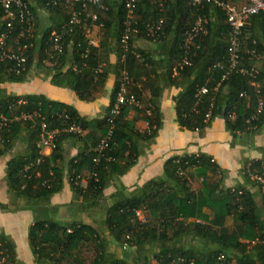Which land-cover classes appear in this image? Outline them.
<instances>
[{"label":"trees","instance_id":"obj_1","mask_svg":"<svg viewBox=\"0 0 264 264\" xmlns=\"http://www.w3.org/2000/svg\"><path fill=\"white\" fill-rule=\"evenodd\" d=\"M26 1L33 23L38 8H43L48 14V24L40 27L35 20L32 36L25 38L24 26L19 28V24L14 23L7 43L11 44L18 37L19 42L28 41L30 46L26 50L24 68L19 72L12 68V62H0V83L23 82L33 60L37 68H43L50 84L67 88L86 102L101 91L108 74H113L115 80L104 113L93 118H86L72 105L43 94H6L0 89L1 114L9 116L37 110L43 116V119L13 121L0 128V156L20 138L24 145L20 153L5 162L3 177L10 198L6 203L0 201L1 211L34 209L46 203L61 189L63 178L73 199H82L88 205L97 204L109 182L127 171L143 149L153 142L161 127L159 98L167 86L180 88L173 98L175 122L180 129L200 134L215 117L224 121L225 130L232 135H253L263 127L264 66L257 67V61L264 50V12L251 15L240 35V64L249 62L246 50L250 48L257 56L255 80L258 87L255 88L247 76L234 71L221 79L223 70L215 64H223L227 58V26L223 12L211 4L192 6L190 0H134L131 26L137 31L129 33L127 44L122 47L120 36L125 30L127 0H100L105 10L87 6V12L96 13L93 21L98 35L96 46L88 44L83 36L89 19L68 32V14L62 5H47L44 0H33V4ZM197 15L207 19V32L194 39L187 50V63L180 64L184 56L183 34ZM159 19L162 23L157 37L147 36L145 25ZM4 23L0 8V33L5 30ZM52 31L63 32L62 51L49 58L46 51ZM137 38L157 43L156 53L151 55L137 47ZM110 54L114 55L112 63L108 60ZM121 71H125L129 79L126 92L134 96L137 105H120L111 116L110 127L107 118ZM201 87L205 92H198ZM143 89L149 94L145 99L141 95ZM256 95L262 107L252 117L257 106ZM248 118L252 119L247 121ZM138 120L145 122L143 129L136 127ZM42 121L48 130L57 131L55 147L45 155L39 154L37 147ZM69 125L78 126L82 133L66 131ZM109 127L110 134L99 155L94 147L106 136ZM68 140L77 146L75 153L64 160L62 144ZM254 173L264 177L263 157L244 159L240 167L244 184L258 191L257 181L251 178ZM225 175L203 152L174 154L164 160L159 176L141 186L127 191L122 184H114V191L108 196L111 203L104 209L103 228L121 247L125 244L124 248L139 250L145 243H157L152 255L156 264L177 255L193 258L195 264H216L219 254L223 255L225 264H264V198L260 194L258 205L253 192L244 184L224 186ZM192 176L200 178L198 190L189 185ZM204 209L210 210V217ZM136 211L145 221L139 220ZM192 218L202 222H194ZM229 218L231 227L225 225V219ZM187 233L213 243L214 248L206 252L183 249L180 239ZM26 238L33 261L39 264H125L105 252L104 241L97 230L83 223L34 218L27 227ZM0 264H21L16 258L14 242L1 229Z\"/></svg>","mask_w":264,"mask_h":264},{"label":"crops","instance_id":"obj_2","mask_svg":"<svg viewBox=\"0 0 264 264\" xmlns=\"http://www.w3.org/2000/svg\"><path fill=\"white\" fill-rule=\"evenodd\" d=\"M29 2H31V4L34 3L33 0H29ZM40 10L42 11L43 8H40ZM44 15V25H46L48 24L47 12H45ZM89 39L93 41L91 45H97L98 35L96 28L92 27L89 33ZM262 44L264 46V41H262ZM135 45L148 51L151 55H154L156 53L155 51L158 49L157 43L149 44L150 46L146 47L135 41ZM139 57L141 58L140 55ZM108 60L112 63L114 61V55L110 54ZM259 61L260 66H264V50L263 54L260 55ZM45 64L48 65L47 63ZM67 65L68 63L65 67H67ZM114 80V75L111 73L108 74L101 91L95 95L92 101L86 102L79 100L73 91L50 84L48 77L45 76L43 68H37L35 66V60H33L32 65L28 69L27 77L23 82L5 81L0 83V89L6 94H43L49 99L72 105L80 115L86 118H93L101 116L104 113L109 103L110 92ZM179 90L180 88L176 86H167L162 89L159 98L161 127L157 130L153 142L143 149V153L136 158L134 164L129 167L127 171L119 175L115 181L112 180L109 182L108 186L103 189L102 197L97 204L88 205L82 199H73L68 183L66 179L63 178L61 189L52 194L46 203L34 209L17 210L13 213L0 211V229L5 234H9L11 239H13L16 258L20 259L22 264H33V257L30 249L28 252L24 243H21L20 247H18L16 239L9 233L12 232L13 229L10 225L4 223L5 218L14 216L15 219L17 218V220H20L22 223L24 222L28 227L34 218H46V213H50L52 215L51 218L61 223L77 222L94 227L100 238L104 241L105 252L110 254L112 258L122 259L125 264H156L152 255L156 251L158 244L145 243L139 250L135 247L122 248L103 228L104 209L111 203L108 196L114 191V184L116 186L117 183H120L127 191L133 190L149 179L159 176L162 171L164 160L174 154L203 152L209 155L219 168L225 172L226 175L223 179L224 186L231 187L244 184V179L240 175V167L243 160L264 158V125L258 133L253 135L246 133H235L232 135L225 130L224 121L219 117H215L200 134H198L197 131L180 129L175 122L173 106V98ZM141 93L144 99L149 95L147 89H143ZM136 127L143 129L145 127V122L142 120L136 121ZM66 143L67 146L65 145ZM76 146L77 145L71 140L63 142L62 153L64 160L75 153ZM23 148L24 145L20 138L14 143L10 150L0 156V201L3 203L8 202L10 198L6 191L3 177L5 162L10 157L20 153ZM66 148L71 151L67 152ZM193 178H195V176H193ZM196 183H198L196 187L192 186V181L189 184L193 190H198L200 186L199 181ZM244 185L253 192L254 200L259 205L261 203L260 193L250 184L245 183ZM204 213L208 217L211 216V212L208 209H204ZM190 220L202 222L199 218H192ZM231 222V218L225 219L226 226L231 227ZM180 245L183 249H191L195 252H206L215 246L213 243L207 242L205 239L193 233L183 235L180 239Z\"/></svg>","mask_w":264,"mask_h":264},{"label":"built area","instance_id":"obj_3","mask_svg":"<svg viewBox=\"0 0 264 264\" xmlns=\"http://www.w3.org/2000/svg\"><path fill=\"white\" fill-rule=\"evenodd\" d=\"M47 5H62L68 14L66 31H71L73 26L79 25L84 19H89L90 23L84 28L83 36L87 39L88 44H92L93 41L89 39V33L94 27L93 21L96 20V13L87 12V6L93 5L99 10H105L100 0H44ZM192 6H202L203 4H211L217 7L224 14L226 30V52L227 58L223 64L216 63L215 67L221 68L223 73L221 79L224 78L228 73L234 71L242 75L247 76L250 80L249 83L255 88L258 87L256 82L257 68L255 66V50L250 48L246 50L248 55V63L246 65L240 64L239 59V46H240V35L242 29L251 15L258 12H264V0H190ZM0 8L2 9L3 17L5 19V30L0 33V62L10 61L12 62V68L16 72H19L24 68L26 62V50L30 46V42H19V38L15 37L11 44H8L6 39L8 34L13 30L14 23L19 24V28L24 26L25 38L32 36L31 28L33 26L32 15L28 8L26 0H0ZM133 8L134 0H127L125 3L126 18H125V30L120 36V43L122 47H125L128 40L129 33H136V28L131 26L133 19ZM84 16V17H83ZM161 19L152 24L145 25V34L149 37L156 38L161 27ZM207 19L204 16L197 15L192 24L185 30L182 40V48L184 56H182L180 64L187 63V50L190 48L194 39L199 35H204L207 32L206 29ZM21 27V28H22ZM24 32L20 31V34ZM62 36L63 32L52 31L48 35V48L47 53L49 58H54L52 54H58L62 51ZM252 44L254 41L251 42ZM137 58L139 55L135 54ZM141 59V58H140ZM128 76L125 71L120 72L118 78V85L114 96V101L109 109L110 117L107 121L111 127L112 121L111 116L115 115L118 108L122 104L137 105V101L132 94H127L126 86L128 84ZM199 93L205 92V88L201 87ZM257 93V90H255ZM240 96L242 93L239 94ZM257 96V106L254 112V117L257 115L262 107V101ZM207 116V114H205ZM39 117L43 119V116L37 110L20 111L18 113H11L9 116H5L0 113V128L7 126L8 123L13 121H27L31 118ZM252 118H248L247 121ZM110 127L107 130L106 136L100 139L98 144L94 147L95 152L99 155L102 153L105 147V141L110 134ZM66 131L72 133H82L80 128L76 125H69L65 128ZM57 134L56 129L48 130L45 123L42 121L40 124L39 139L37 142L38 152L41 155L49 153L55 147V136ZM97 160V159H94ZM38 161V159L36 160ZM252 179H255L258 183V191L264 198V177L257 173L251 175ZM44 183V182H43ZM42 183V184H43ZM136 216L140 221H145L139 211L135 212ZM264 243V241L262 242ZM125 244L122 245V248ZM216 264H225L223 255L217 256ZM161 264H195L193 258L185 256H175L169 260L162 262Z\"/></svg>","mask_w":264,"mask_h":264},{"label":"rangeland","instance_id":"obj_4","mask_svg":"<svg viewBox=\"0 0 264 264\" xmlns=\"http://www.w3.org/2000/svg\"><path fill=\"white\" fill-rule=\"evenodd\" d=\"M44 13H45V10H42L41 11L38 8V10H37V17L34 19V24H35V20H36V22L39 24L40 27H42L41 25H44V21H45V15H44ZM136 41L140 45L146 46V47L147 46H150L149 44H152L151 42H149V41H147V40H145L143 38H137ZM258 66H260V61L259 60L257 61V67ZM65 145L67 146V143ZM69 151H71V150L67 149V152H69ZM195 180L199 181V183H200V179L199 178H196V176H195V178H193V176H192L190 178V180H189V184L192 181V186L193 187H196L198 185V183H196L197 181H195ZM10 213H13V212H10ZM51 216L52 215L50 213H46V215H45L46 218H51ZM51 219H54V218H51ZM4 223H6V225H10V227L13 229L12 232H9V233L12 234L13 235L12 237H14L16 239V242H17L18 247H20L21 243L22 244L24 243V246L27 248V250L29 252V246H27L28 243H27V240H26V232H27V226H26V224H24V222L22 223L20 220H17V218L15 219L14 216L5 218V222ZM9 237H10V235H9ZM12 241H13V239H12ZM15 254H16V252H15ZM31 255H32V253H31ZM84 255L85 256H88L89 254L88 253H84ZM32 257H33V255H32ZM18 260L20 261V259H18ZM20 263L22 264L21 261H20ZM33 264H39V263H36V262L33 261ZM40 264H45V262L40 263Z\"/></svg>","mask_w":264,"mask_h":264}]
</instances>
